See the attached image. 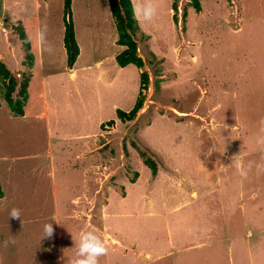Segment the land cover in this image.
I'll return each instance as SVG.
<instances>
[{
    "label": "rangeland",
    "instance_id": "1",
    "mask_svg": "<svg viewBox=\"0 0 264 264\" xmlns=\"http://www.w3.org/2000/svg\"><path fill=\"white\" fill-rule=\"evenodd\" d=\"M171 1L154 0L157 16L137 20V68L115 62L124 46L107 0H71L74 77L64 0H0V62L16 77L12 97L24 76L30 83L19 116L0 78V264H70L82 231L108 246L99 264H186L184 255L193 264H264V173L253 167L244 178L233 163L264 162L256 143L264 0H200V11L179 0L177 12ZM43 25L51 55L36 38ZM20 29L32 37L31 62ZM141 71L142 107L122 121L117 110L132 108ZM13 207L22 219L9 218ZM179 234L204 244L177 253Z\"/></svg>",
    "mask_w": 264,
    "mask_h": 264
},
{
    "label": "trees",
    "instance_id": "2",
    "mask_svg": "<svg viewBox=\"0 0 264 264\" xmlns=\"http://www.w3.org/2000/svg\"><path fill=\"white\" fill-rule=\"evenodd\" d=\"M179 0L171 1V8L177 12V5ZM110 7L111 15L114 18L117 43L124 46V48L115 56V61L118 66L124 67L128 64H134L137 68H142L144 60L137 54V43L134 39L135 34L140 31L137 19L133 15L132 0H107ZM190 5L196 11L201 10L200 0H190ZM64 34L63 44L66 52V64L71 68L79 54V46L75 38L73 22L71 19V0H64ZM184 14V13H183ZM175 15V14H174ZM144 35L142 34V37ZM19 37L22 39V44L25 51V58L31 62L33 54L30 51V43L26 34L20 29ZM140 84L136 100L132 108L128 111L118 109V117L124 120H132L143 104L142 90L148 81V74L146 71H141L139 74ZM0 78L5 87L4 98L11 112L15 115L22 116L24 114V103L28 98L29 77L24 76L20 81L18 88V98H13L12 94L17 86L16 77L12 75L10 70L0 62ZM113 124V120H109L102 124ZM145 162L152 169V173H156V165L150 159H145ZM1 193V190H0Z\"/></svg>",
    "mask_w": 264,
    "mask_h": 264
},
{
    "label": "clouds",
    "instance_id": "3",
    "mask_svg": "<svg viewBox=\"0 0 264 264\" xmlns=\"http://www.w3.org/2000/svg\"><path fill=\"white\" fill-rule=\"evenodd\" d=\"M132 11L134 17L139 22H151L157 16V5L154 0H132ZM48 28L47 25H43L37 32L36 38L43 47V50L48 54H54V47L47 38ZM32 39L31 36L28 38ZM260 134L256 138L258 145L264 146V120L260 122ZM211 152V149H209ZM236 157V156H235ZM235 157L233 163L239 171L241 177L247 178L249 171L255 167L257 173H264V162L249 163L246 167L241 166L236 162ZM232 163V164H233ZM9 218L22 219L21 210L13 207L9 212ZM23 223V220H22ZM53 223H46L43 226V238H51L54 235ZM14 238L6 240L4 246L7 247L9 244H15ZM77 251L71 258L70 264H99V258L106 256L109 252V248L106 243L93 231H82L79 236L78 244L75 241Z\"/></svg>",
    "mask_w": 264,
    "mask_h": 264
},
{
    "label": "crops",
    "instance_id": "4",
    "mask_svg": "<svg viewBox=\"0 0 264 264\" xmlns=\"http://www.w3.org/2000/svg\"><path fill=\"white\" fill-rule=\"evenodd\" d=\"M77 40V39H76ZM116 42V41H115ZM117 43V42H116ZM79 46V45H78ZM122 47V46H121ZM123 48H121V50H122ZM118 54V53H117ZM116 54V55H117ZM115 55V56H116ZM80 56V47H79V54H78V56H77V58ZM77 58H76V60H77ZM115 58V57H114ZM76 60H75V62H74V64H73V66L71 67V68H69V67H67V68H69V71H70V76H71V74H72V76H74V77H76L77 76V73H78V70L76 69V67L75 66H77L76 64H77V62H76ZM101 62H102V60H95L94 61V64L96 65V66H98V65H100L101 64ZM116 62V61H115ZM117 64V63H116ZM127 66V65H126ZM125 67V66H124ZM42 78V77H41ZM42 81L44 80V77H43V79H41ZM30 84V83H29ZM45 115H46V113H45ZM195 193L196 192H192V194L193 195H195ZM247 234H250V231H248L247 232ZM179 238H178V245H177V248H176V251H177V253H182V252H190L192 249H194V248H196V247H198V246H201V245H203L204 244V242H194L191 238L189 239L188 238V236L187 235H185V234H179V235H177ZM119 240V239H118ZM227 240V239H226ZM120 241V240H119ZM118 242V241H117ZM174 242H175V239H174ZM122 242H120V244H121ZM118 244H119V242H118ZM122 245V244H121ZM231 247V244H228V249ZM135 255H138V253H134ZM143 255L145 256V257H151L152 255H151V253L150 252H148V251H144L143 252ZM162 255V254H161ZM183 261L184 262H187V263H189V264H193V263H191V260H190V257L188 256V255H184L183 256ZM196 262V264H202V262H203V259H201L200 260V262L199 261H195ZM186 263V264H187Z\"/></svg>",
    "mask_w": 264,
    "mask_h": 264
}]
</instances>
